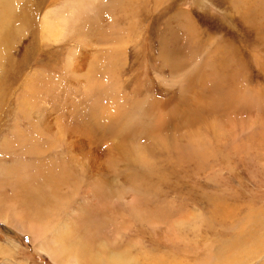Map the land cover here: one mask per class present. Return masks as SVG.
<instances>
[{"label": "bare ground", "instance_id": "obj_1", "mask_svg": "<svg viewBox=\"0 0 264 264\" xmlns=\"http://www.w3.org/2000/svg\"><path fill=\"white\" fill-rule=\"evenodd\" d=\"M19 1L0 0V220L48 242L55 264H189L137 263L105 226L114 207L140 246L145 194L172 224L166 188L192 194L183 189L192 203L179 219L196 237L205 224L264 222L263 204L235 198L226 178L251 164L264 172V0H209L218 15L200 17L175 16L174 0H152V12L149 0H114L121 19L104 31L99 0L41 18L40 3ZM203 250L197 264H214Z\"/></svg>", "mask_w": 264, "mask_h": 264}, {"label": "rangeland", "instance_id": "obj_2", "mask_svg": "<svg viewBox=\"0 0 264 264\" xmlns=\"http://www.w3.org/2000/svg\"><path fill=\"white\" fill-rule=\"evenodd\" d=\"M23 1L25 2L26 0H20L18 4L21 5ZM81 1L86 2L89 0H81ZM99 1L100 2L102 1V2L96 4ZM99 1H96V3L93 1V4H95L96 8L99 7L97 9L99 10L101 9L100 14L102 16L101 17L99 15L98 16L101 21L104 19V22L102 23L103 31H104V28L105 29L110 28L109 26H106L104 24H107V23L110 24L112 23V20L117 21L118 19H121L120 18L121 16L118 13L119 10L114 0H99ZM109 1L111 3L113 2V4H111ZM36 2L40 3L41 5V12L39 14L40 18L49 9L59 8L58 11L60 13H61L60 10H65L68 13L72 9L71 6H74L77 3L75 2V0H36ZM173 3H174L175 16L181 15L182 13H186L185 11H191L192 14L196 16L198 15L199 17L205 16V14L211 15V16L218 15L217 14L218 11L215 10L213 6H211V4L209 3V0H174ZM107 4L108 5L111 4V7L110 8H108V6L106 7ZM149 4L150 6H145V7L143 6V9L146 10L149 7V12L150 11L152 12L153 11L152 0H149ZM84 10H87V9L85 8ZM106 10H108V12ZM175 10H178V11H175ZM113 17L114 19H112ZM146 24H147V28L154 27V23L151 21V19L150 20L145 19L144 25ZM190 26L191 28L189 27V25L187 26L186 28L187 32H193L191 30L192 25ZM177 28L180 30H185L182 26L180 28L179 27ZM26 30H28V28ZM108 38L110 39V37ZM203 38H205V36ZM73 43L74 42H72L71 44ZM25 45H28V44H25ZM64 45L67 46V43H64ZM199 51L202 52V50H199ZM38 58L39 56H35L32 62L37 61ZM64 58H65V55L63 56V59ZM141 61H142V65L139 71L140 72L144 71L145 73L144 78H147L149 77V75L146 74L147 64L145 65L144 60H141ZM41 63L43 64V61ZM47 68H50V66H47ZM59 69H60V65H59ZM10 157H12L11 153H10V156L4 159L5 166L11 164ZM256 169L257 168L254 167V164H251L245 169L238 168L234 175H226V178H227L228 185L230 184L229 185L230 189L231 190L233 189L232 191H234L233 195L235 198H240L239 200L246 199V201L248 202L252 201V203L253 204L255 203V205L263 204L260 207H261V210L264 211V208H263L264 207V193L260 194L259 192V191H264V188H263L264 187V178H263L264 172H262V170L260 171L259 169L257 170ZM245 173L246 175H244ZM251 177L255 178V180H252ZM210 185L211 184H209L208 186L209 188L214 187ZM224 186L228 188L226 184ZM261 188H263V190ZM183 189H185V187L180 186V188H178V190L174 192L175 194H173L172 190L166 188L162 196L166 200L172 201L173 204L178 207L172 217V224L170 221H166L165 219L167 208L162 204V201L152 196L153 194H149V195L145 194L144 200L142 201L143 203L138 202L139 211L140 213H142L141 217L144 219L143 225L141 229L140 227L139 229L143 233L144 239L141 240V243L139 242L140 246H137L136 248L133 247L132 239L135 235V232H134V228L132 229L131 222L127 224L125 223V227L126 228L128 227V229H123L121 226L119 227L118 223L120 220L116 216L117 210L114 207L111 210L106 209L105 214H110L113 212L115 213V218H111L110 220H108V223L105 225L107 226L111 234H115V236L113 237L114 242H111V244H114V247H116L115 251L125 252L131 258L136 257L137 263L140 259L144 261L142 258L146 260H152V259H159L160 256H163L162 258L163 259L166 258L169 262L174 259L177 262H180L179 257L189 256L191 258L188 259V263L197 264L200 262L199 260L201 259L200 256L204 255L203 249L205 248V256H206V253L213 256L215 260L214 264L220 258L229 259V258H232V256L240 260L237 262L238 264H264V237H263L264 236V222L258 223L256 225H254L253 223H249L248 225L238 226L237 228H234L232 230L225 228L224 226H219L215 224H212V226H210V224H205V227H201V229H199V232L203 233L204 237H203V234H199L196 237L194 233L189 228H187L188 226L183 225L181 223V220L179 219V216L182 217L183 215V211L180 210L179 206L181 204L185 205L187 202L189 203V201L190 203H192L190 199L192 198V194H188L187 192L188 190L186 191L187 188L185 189V191ZM10 190L11 189L9 188V186H7V188H5L4 191H2V193L4 194L3 196L7 198L9 196ZM183 191L185 193L187 192L188 196L191 195L190 198H188V196H186L185 193L183 194ZM158 209L162 210L161 218L157 215ZM241 212L242 214H246L245 212L243 213V211ZM66 216H65V219L68 221L69 213L66 214ZM71 227L73 229L75 228V226H71ZM182 232L188 233L189 236L187 235V238H186L187 240H183L179 238V234ZM241 232L243 234H241ZM81 234H83V231L82 232L78 231L75 237H78ZM251 235L253 236L250 237ZM240 237L242 240L240 239ZM39 241L40 243L36 244L30 239V235H28L27 233H22L19 229L13 227L9 223H5L4 221L0 220V264H55L49 258V256H47L48 252L46 251H47V246L49 243L48 242L44 243L43 239ZM91 246H92V243H91ZM139 248L141 249L139 250Z\"/></svg>", "mask_w": 264, "mask_h": 264}]
</instances>
